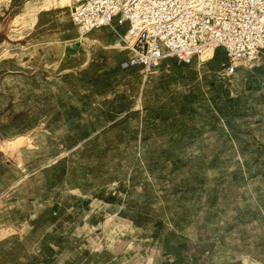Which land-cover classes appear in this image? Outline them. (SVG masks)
I'll use <instances>...</instances> for the list:
<instances>
[{
  "label": "rangeland",
  "instance_id": "rangeland-1",
  "mask_svg": "<svg viewBox=\"0 0 264 264\" xmlns=\"http://www.w3.org/2000/svg\"><path fill=\"white\" fill-rule=\"evenodd\" d=\"M11 2L0 0V42L31 60L13 114L49 160L13 209L26 222L0 227V264H264V52L225 78L222 49L167 58L144 83L98 61L67 0H28L15 17ZM34 2L60 15L26 51Z\"/></svg>",
  "mask_w": 264,
  "mask_h": 264
},
{
  "label": "built area",
  "instance_id": "built-area-1",
  "mask_svg": "<svg viewBox=\"0 0 264 264\" xmlns=\"http://www.w3.org/2000/svg\"><path fill=\"white\" fill-rule=\"evenodd\" d=\"M68 8L81 36L114 22L127 25L125 67L144 82L167 58L190 65L202 52L222 49L225 78L264 52V0H69Z\"/></svg>",
  "mask_w": 264,
  "mask_h": 264
},
{
  "label": "crops",
  "instance_id": "crops-1",
  "mask_svg": "<svg viewBox=\"0 0 264 264\" xmlns=\"http://www.w3.org/2000/svg\"><path fill=\"white\" fill-rule=\"evenodd\" d=\"M27 3L28 0L20 1L19 3L17 0H12L10 7L6 8V12H15V17L25 9V4ZM34 4L35 10L30 14L31 16L35 17L33 28L26 31V35L19 39V41H21L19 45L26 51H30V49H32L29 47L31 46L30 40H32V38H36L38 35L42 34V31L46 30V27L50 24L51 18L52 22H54L56 20L55 17L59 18L60 15V8L45 10L41 8L42 4L37 2H34ZM26 14L29 13L27 12ZM121 27L122 26L118 25L117 22H114V28L103 27L91 31L89 34H91L90 38H92V42L89 44V46L90 48L97 45L102 47L103 56L98 60L101 63L110 60L112 62V69H127L129 71H135V74H137L135 68L125 67V64L131 58L130 52L124 47L120 46L119 48V46H117V43L120 42L118 36H121V34H126L127 32V28L125 30H121ZM109 29L111 30L112 34H110L108 41L102 44L99 42V40L104 35H107L106 31ZM10 45L13 46V44ZM108 54L111 56H108ZM16 55H18V52H14V49L11 47L5 49L4 43L0 42V227L22 226L23 220L26 222L27 219H23V210H20L19 212L21 216L20 220L18 222H12V217L15 215L14 211H16L13 209L15 207H22V203L26 202L25 196H27V185L30 178L39 175L43 169V164L49 160V158L46 159L45 157V142H27L24 136H22L25 134L28 135L29 132L34 131L33 128L23 129V112H20V115L13 114L16 101L14 99L15 92L12 82L18 77V74L23 73L25 76H27L28 80L29 73H25L23 70L28 69L29 66H24V63H27L28 65L31 63V60L20 62L16 58ZM86 55L89 56V60L88 62H85V65H92L91 63L94 56L93 53L87 51ZM69 60H71V58H67L65 61ZM98 82V80H92L91 84L88 86L91 91L93 90L92 84H98ZM18 123H20L19 126ZM21 139H23L24 142H17ZM7 144H18L20 146H18L19 148H15L16 151H13L14 153H11L2 149V147H9ZM53 147H55V145ZM60 156L61 153L59 151L56 153L53 152L51 158L59 159ZM33 164L35 165L34 167ZM31 168L32 171H30ZM18 209L19 208H17V210ZM8 237L5 239L7 240L10 238ZM2 240L3 241L0 243L6 241L4 239Z\"/></svg>",
  "mask_w": 264,
  "mask_h": 264
},
{
  "label": "bare ground",
  "instance_id": "bare-ground-1",
  "mask_svg": "<svg viewBox=\"0 0 264 264\" xmlns=\"http://www.w3.org/2000/svg\"><path fill=\"white\" fill-rule=\"evenodd\" d=\"M68 1V6H69V0H67ZM41 8H44V7H41ZM31 11H33V10H31ZM127 40H130V38L129 37H127L126 38ZM131 41V40H130ZM214 57V51L212 50V49H210V50H207V51H204V52H202L201 54H200V58L201 59H203V58H207V57ZM17 142H23L22 141V139L21 140H19V141H17ZM7 145H9V147H3V150H5V151H8V152H11V153H14L13 151H16L15 150V148L16 147H18V146H20V145H13V144H7ZM6 148V149H5ZM19 148V147H18ZM7 153V152H6ZM8 236H7V233L6 232H2V233H0V239H5V238H7Z\"/></svg>",
  "mask_w": 264,
  "mask_h": 264
}]
</instances>
